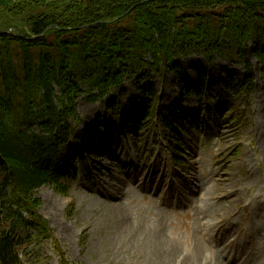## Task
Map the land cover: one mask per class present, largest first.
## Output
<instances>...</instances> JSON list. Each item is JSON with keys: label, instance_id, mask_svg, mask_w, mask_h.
<instances>
[{"label": "trees", "instance_id": "1", "mask_svg": "<svg viewBox=\"0 0 264 264\" xmlns=\"http://www.w3.org/2000/svg\"><path fill=\"white\" fill-rule=\"evenodd\" d=\"M250 44L264 71V0H0V264H25L20 251L34 235L19 237V225L52 240L37 190L52 183L66 193L69 161L81 147L96 153L74 128L80 96L110 103L115 131L132 123L139 134L158 119L176 132L190 113L182 98L195 95L201 113H211L209 96L221 100L218 115L234 109L253 84ZM191 54L209 62L192 65L194 77L182 62ZM217 55L238 56L247 75L215 68ZM157 72L174 76L180 99L156 89ZM127 79L140 99L125 111Z\"/></svg>", "mask_w": 264, "mask_h": 264}, {"label": "rangeland", "instance_id": "2", "mask_svg": "<svg viewBox=\"0 0 264 264\" xmlns=\"http://www.w3.org/2000/svg\"><path fill=\"white\" fill-rule=\"evenodd\" d=\"M236 60L217 55L214 67L237 68L242 77L247 75L245 63L238 56ZM248 60L253 84L234 97V109L218 115L215 108L221 100L209 96L206 107L212 112L199 123L198 98H182V107L190 113L183 124H177L176 132L163 125L153 127L152 121L139 138L132 123L111 132L114 115L110 103L107 107L99 99L80 96L79 121L74 128L80 138L82 132L89 140L94 137L96 154L80 158L85 153L81 147L76 162L70 160L71 168L76 166L78 172H66V193L52 183L37 190L41 201L37 211L53 238L43 241L36 229L17 226L19 237L34 235L22 251L24 261L225 264L227 258L233 259L232 264H264V71L252 44ZM182 62L192 77V65L209 68L201 54H191ZM174 79L167 74L162 80L157 72L151 81L166 98L174 100L180 94ZM125 88L127 93L121 99L123 110L128 111V100L140 99V94L132 80H126ZM163 105L168 106L167 99ZM93 123L97 124L93 127ZM202 127H206L207 137L202 135ZM107 133L115 136L108 153L97 138ZM164 133L178 153L177 159L164 143ZM118 135L119 141L123 139L121 145H115ZM134 231H162L169 242L165 248H173L177 257L167 260L159 246L156 249L150 244V249L144 245L145 239L134 238Z\"/></svg>", "mask_w": 264, "mask_h": 264}, {"label": "bare ground", "instance_id": "3", "mask_svg": "<svg viewBox=\"0 0 264 264\" xmlns=\"http://www.w3.org/2000/svg\"><path fill=\"white\" fill-rule=\"evenodd\" d=\"M124 220V219H123ZM124 221H126V220H124ZM125 222H123V224H124ZM129 223V222H128ZM156 228V227H155ZM146 233H148L149 235H147ZM141 232V231H134V238H139V240L141 239V238H143V239H145L146 240V242H145V244H144V242H143V244L144 245H146V246H148V248H150V244H152V245H155L154 247L157 249V246H159V248H158V250H160L161 251V254H164L165 256H167L168 258H166L167 260H170V259H172V258H174V257H177V254L175 253V251L173 250V248H172V251L168 248V249H166L165 247H167L166 246V244L167 243H169V242H167L166 243V241H167V239L164 237V235H163V233H162V231L161 232H156V233H150V232ZM140 242V241H139ZM130 243V242H129ZM166 243V244H165ZM136 244V243H135ZM150 249H152V248H150ZM153 251V250H152ZM154 252V251H153ZM163 256V255H162ZM224 256V255H223ZM171 261V260H170ZM169 262V261H168ZM170 263H172V262H170ZM219 263V262H218ZM169 264V263H168Z\"/></svg>", "mask_w": 264, "mask_h": 264}]
</instances>
